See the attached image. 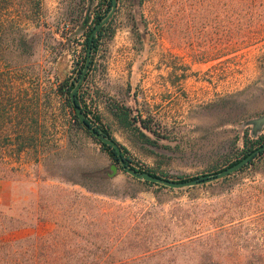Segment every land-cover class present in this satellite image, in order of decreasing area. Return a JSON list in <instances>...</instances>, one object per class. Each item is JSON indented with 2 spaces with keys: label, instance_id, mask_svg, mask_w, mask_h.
<instances>
[{
  "label": "rangeland",
  "instance_id": "obj_1",
  "mask_svg": "<svg viewBox=\"0 0 264 264\" xmlns=\"http://www.w3.org/2000/svg\"><path fill=\"white\" fill-rule=\"evenodd\" d=\"M25 1L0 9L32 20L0 35V264H264V152L192 186L84 175L115 161L59 91L97 0ZM114 1L80 84L123 160L180 180L244 157L264 137V0Z\"/></svg>",
  "mask_w": 264,
  "mask_h": 264
},
{
  "label": "trees",
  "instance_id": "obj_2",
  "mask_svg": "<svg viewBox=\"0 0 264 264\" xmlns=\"http://www.w3.org/2000/svg\"><path fill=\"white\" fill-rule=\"evenodd\" d=\"M111 2H112V0H97V4H96L97 9L93 14L94 15L93 19L96 22H99L102 19V16L99 14L100 13L99 11L102 10V6H105V8L106 7L108 8L111 6ZM25 3H26L25 0L24 1H21V0H0V9H6L9 7L23 8ZM27 3H29V5H30V3H32L31 7L33 6L36 9H38L40 0H32L31 2L29 1ZM24 19L27 22L32 21L30 18H24ZM24 19L21 17H16V18H1L0 17V35L2 33H4L6 30L11 29V28L21 32L23 27H19V24H20V22H22V20L24 21ZM37 26H38V28H41V25L37 24ZM104 29H105V25L100 26L98 28V30L96 31V33L91 38V40L89 39L90 31H87L85 34H83V41L81 43V50L83 52V56H82V62H81L80 66L78 68V71H77V75L75 76V78L72 79V81L69 82V84L67 82V79H64L61 82V88H60L59 94L63 97L65 105L67 106L68 110L71 112L73 121H75L79 125L81 124V119L78 118V116L76 115V113L74 111V108L70 102L69 93L72 90V88L74 87V85L77 83V80L79 79V76H80V74L84 68L85 60H86V53H87V49L89 48V56H88V61L86 63V70L83 74V78L81 81L83 82L85 80V78L88 74L90 65L92 63L91 56L93 55V53L95 52L96 47H97L98 37L101 35V32ZM81 84L79 85L78 89L74 92L73 100H74V103L76 105H78V107H79L82 119L88 125L93 126L102 135L106 136L107 138L114 140L112 138V136L110 135L109 130L106 127H104L103 124L101 123L100 115L98 113V110L96 109L95 104L93 102H90V104H87L85 102V100L83 99V95H82V91H81ZM120 110H121V114L119 116H120L122 124L123 125H130L131 124V122H130L131 117L129 115L128 109L121 107ZM110 113L112 114V116L117 115L115 110L110 109ZM84 130L87 131L86 129H84ZM97 141L99 142L101 148L104 149L107 152V154L116 162L117 157L115 155L114 149L112 147L100 142L99 140H97ZM263 143H264V137L263 136H260L257 139L244 138L240 152L243 156H245L249 152H251L252 150H254L255 148H257L258 146H260ZM118 147L120 149V153L122 154L121 147L119 145H118ZM263 150L264 149H261L259 152H264ZM124 162L131 169H134L137 172H141L140 169L132 167L125 158H124ZM145 171L149 172V170H145ZM180 180H185V179H180Z\"/></svg>",
  "mask_w": 264,
  "mask_h": 264
},
{
  "label": "water",
  "instance_id": "obj_3",
  "mask_svg": "<svg viewBox=\"0 0 264 264\" xmlns=\"http://www.w3.org/2000/svg\"><path fill=\"white\" fill-rule=\"evenodd\" d=\"M114 7H115V1L112 0V7H111L110 12L93 27V29L91 30V32L89 34V39L90 40L93 37V35L96 33L98 28L100 26H102L110 18V16L113 13ZM88 56H89V48L87 49L84 68H83V70H82V72H81V74L79 76V79L77 80V83L74 85V87L72 88V90L69 93L70 102H71V104H72V106L74 108V111H75L76 115L78 116L79 119H81V124L83 125V127L85 129H87L94 138H96L100 142L112 147L114 149L115 155L117 157V161L109 163L106 168H103V169H100V170H97V171H93V172H88V173H85L84 175H86V176H95V177L112 178L121 169V170H123L124 172H126L127 174H129L133 178L141 179V180H147V181L154 182V183H160L162 185H165V186L171 187V188L182 187V186H192V185H196V184H202V183H205V182H210L212 180L220 179V178H223V177L227 176L228 174L240 169L244 164H246L249 161V159L254 154L258 153L261 149H264V143H263L260 146H258L257 148H255L254 150H252L251 152H249L244 157L240 158L239 160H237L233 164H231V165H229V166L217 171L216 173H212V174H209L207 176L189 178V179H185V180H172V179H168V178L152 175L148 171L137 172L136 170L131 169L130 167H128L125 164V162H124V160H123V158L121 156L120 149H119L118 145L116 144V142L114 140H112L110 138H107L106 136L102 135L93 126L88 125L82 119L78 105H76L74 103L73 94L78 89V87H79V85L81 83V80L83 78V74H84V72L86 70V63L88 61ZM254 122H255V125H259L261 123H264V113L261 116H259L257 119H255Z\"/></svg>",
  "mask_w": 264,
  "mask_h": 264
}]
</instances>
